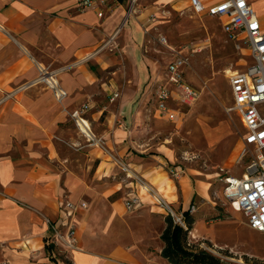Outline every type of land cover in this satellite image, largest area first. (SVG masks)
<instances>
[{
  "label": "crops",
  "instance_id": "obj_1",
  "mask_svg": "<svg viewBox=\"0 0 264 264\" xmlns=\"http://www.w3.org/2000/svg\"><path fill=\"white\" fill-rule=\"evenodd\" d=\"M199 1L204 10L197 13L216 18L223 32L226 18L210 13L221 0ZM248 1L264 28V0ZM183 3L104 0L82 10L76 0H0V264H170L160 257L163 244L148 231H152L149 213L159 208L153 200L145 204L132 193L128 199L135 197L140 205L134 210L150 208L127 218L107 195L86 202L80 196L85 184L74 168L64 163L61 150L64 143L83 155L86 165L97 161L99 167L102 149L117 153L136 174L149 179L147 186L160 193L175 212L182 215L189 210L197 193L188 182L182 178L172 189L169 179L154 174L166 172L164 161L155 155L138 161L143 158L133 142L138 120L133 104L142 84L153 86L165 78V69L155 79L149 78L143 30L159 7L181 9ZM100 10L102 16L98 17ZM245 50L249 58L246 67L252 60ZM41 73L54 84L38 82ZM182 74L186 80L184 68ZM28 82L27 88L4 99L12 89ZM56 90L64 95L58 97ZM115 92L119 95L110 102ZM85 105L80 119L88 126L83 129L71 113ZM171 108L174 119L161 116L156 107L154 117L182 123L184 107L175 109L171 103ZM74 124L80 135L71 131ZM228 132L226 123L205 130L208 144ZM92 137L99 147L89 142ZM131 150L138 154L131 156ZM65 202L86 204L73 218L76 249L53 242L51 223L61 222ZM157 213L153 218H158ZM134 223L137 228H132ZM199 223L204 226L202 221L195 226ZM115 224L121 225L120 235L122 232L126 238L119 243L112 234Z\"/></svg>",
  "mask_w": 264,
  "mask_h": 264
},
{
  "label": "rangeland",
  "instance_id": "obj_2",
  "mask_svg": "<svg viewBox=\"0 0 264 264\" xmlns=\"http://www.w3.org/2000/svg\"><path fill=\"white\" fill-rule=\"evenodd\" d=\"M140 1L151 5L155 0ZM153 15L143 30L142 44L148 60L149 78L161 75L170 59L181 54L186 59V80L198 89L200 96L194 105L182 108V123H169L154 117L153 89L150 82H144L133 104L138 111L133 142L139 154L131 150L130 155L138 154L143 158L138 161H147L149 155L160 157L166 172L160 170L155 175L161 174L169 179L174 190V186L177 187L179 180L184 178L197 193L191 204L194 209L188 210L194 222L186 238L187 247L203 248L228 264H264V234L249 228L246 217L234 205L225 202L222 188V179L227 174L245 173L252 151L249 148L241 155L243 129L238 115L230 109L232 101L227 80L229 71L242 70L249 62L245 46L241 43L240 48L237 47L222 32L216 18L194 13L186 0L181 9L159 7ZM161 38H165V44L160 42ZM222 123L228 126V135L209 145L205 130ZM71 128L72 132L80 135L75 124ZM89 142L99 147L95 138ZM62 145L64 163L74 168L85 184L80 196L86 202L91 203L96 196L107 195L110 202L121 206L124 218L150 208L146 205L139 210L124 211L122 204L132 193L139 195L145 204L150 202L151 196L145 193L147 191H141V186L151 183L148 178L136 174L132 166L124 164L119 154L108 153L101 148L102 165L99 167L97 161L86 165L83 155L64 143ZM175 166L180 167L178 175L171 174ZM80 203L84 202L75 204ZM170 208L172 212L161 207L149 213L152 231H148L154 240H160L167 225L166 216L185 227L181 214ZM156 212L158 218H153ZM198 221L208 229L200 223L195 226ZM135 225L132 224V228H137ZM120 231L121 225L115 224L112 234L117 243L126 239Z\"/></svg>",
  "mask_w": 264,
  "mask_h": 264
},
{
  "label": "built area",
  "instance_id": "obj_3",
  "mask_svg": "<svg viewBox=\"0 0 264 264\" xmlns=\"http://www.w3.org/2000/svg\"><path fill=\"white\" fill-rule=\"evenodd\" d=\"M103 1L76 0V4L84 10L96 6L98 3L102 4ZM188 1L195 13L204 10L201 1ZM210 13L226 18L222 25L224 34L239 48L243 43L252 60L251 64L244 69L233 71L228 77L233 101L230 109L238 115L241 127L244 129V133L240 137L243 144L241 155L249 148L252 151L244 174L240 176L227 174L223 177V197L229 205H236L238 211L246 217L249 228L264 234V28H261L258 17L253 12L248 0H221L211 8ZM97 16H102L101 10L97 12ZM160 42L165 44V38H161ZM185 64L186 59L181 54H175L165 66L164 80L152 86L156 110L161 116H166L170 120L174 119V113H170L173 110L171 103L175 105V109L190 107L196 103L200 96L199 91L183 78L182 69ZM37 79L38 82L42 81L48 85L54 84L53 79L45 76L44 73H41ZM30 84L31 82H28L12 89L11 92L5 94L4 99L13 97L14 93L27 88ZM55 93L60 98L64 95L60 90H56ZM174 94L177 95L176 98H174ZM118 95L117 92L113 93L110 102ZM82 107L81 110L71 113V117L76 123L78 120L81 121V113L87 108L86 105ZM179 171L180 167L175 166L171 174L178 175ZM144 188L151 196L154 205L172 212L170 205L162 196L147 185ZM124 206H126V210L132 211L140 205L137 199L132 197L125 201ZM61 207L63 208L61 222L51 223L53 242L62 243L69 249H76L77 237H75L73 218L79 207L86 208V204L76 205L65 202ZM193 209L192 205L189 211ZM176 218L180 221V218Z\"/></svg>",
  "mask_w": 264,
  "mask_h": 264
},
{
  "label": "trees",
  "instance_id": "obj_4",
  "mask_svg": "<svg viewBox=\"0 0 264 264\" xmlns=\"http://www.w3.org/2000/svg\"><path fill=\"white\" fill-rule=\"evenodd\" d=\"M181 216L185 227L175 223L170 216H166L167 225L160 236L163 242L160 257L170 264H228L203 248L186 246L188 231L194 220L188 211L183 212Z\"/></svg>",
  "mask_w": 264,
  "mask_h": 264
},
{
  "label": "bare ground",
  "instance_id": "obj_5",
  "mask_svg": "<svg viewBox=\"0 0 264 264\" xmlns=\"http://www.w3.org/2000/svg\"><path fill=\"white\" fill-rule=\"evenodd\" d=\"M80 124H81V126H82L83 129H85V127L88 126L87 121H86V122H85V121H83V122L80 121ZM159 194H160V193H159ZM233 205H234V204H233ZM234 206L236 207V205H234ZM236 208H237V207H236ZM239 261H240V260H239Z\"/></svg>",
  "mask_w": 264,
  "mask_h": 264
}]
</instances>
